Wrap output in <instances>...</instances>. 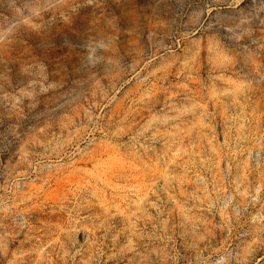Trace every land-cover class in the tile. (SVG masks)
<instances>
[{
	"label": "rangeland",
	"instance_id": "rangeland-1",
	"mask_svg": "<svg viewBox=\"0 0 264 264\" xmlns=\"http://www.w3.org/2000/svg\"><path fill=\"white\" fill-rule=\"evenodd\" d=\"M0 264H264V0H0Z\"/></svg>",
	"mask_w": 264,
	"mask_h": 264
}]
</instances>
